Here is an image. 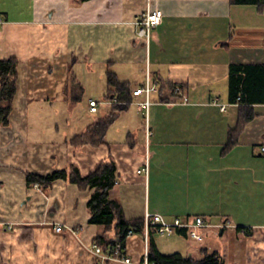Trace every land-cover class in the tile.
<instances>
[{"label": "crops", "instance_id": "obj_1", "mask_svg": "<svg viewBox=\"0 0 264 264\" xmlns=\"http://www.w3.org/2000/svg\"><path fill=\"white\" fill-rule=\"evenodd\" d=\"M155 10L164 18L147 44L136 24ZM0 16V61L18 60L9 125L0 127V264H97L91 248L103 229L89 223L92 191L62 179L40 188L27 178L73 166L85 177L101 162L117 166L111 197L127 219L150 213L210 225L201 242L155 236L161 253L201 260L212 253L208 234L230 232L245 243L228 262L219 253L223 264H264V104L252 106L256 116L224 153L243 108L229 102V68L264 64V12L230 0H0ZM147 68L159 90L165 84L152 96L149 125L135 97L106 143L73 145L117 103L106 98L108 72L134 92ZM167 84L188 90L176 97ZM147 155L146 177L139 171ZM125 252L148 264L145 236L128 238Z\"/></svg>", "mask_w": 264, "mask_h": 264}, {"label": "trees", "instance_id": "obj_2", "mask_svg": "<svg viewBox=\"0 0 264 264\" xmlns=\"http://www.w3.org/2000/svg\"><path fill=\"white\" fill-rule=\"evenodd\" d=\"M86 1V0H82ZM232 6H255L260 13L264 12V0H230ZM18 60L10 58L0 61V127L9 125L12 112V104L17 92ZM155 81L158 79L154 78ZM161 91L165 84L160 81ZM228 96L231 104H239V120L236 127L229 131L228 141L224 153H228L238 145V138L246 125L256 116L252 106L264 104V64H232L229 68ZM108 85L110 93L107 95L109 101L112 95L117 103L112 106L111 112L91 124L86 132L74 137L71 143L75 146L94 145L99 146L106 143V136L110 127L119 117L121 111L133 103L134 96L130 84L121 83L117 75L108 72ZM173 90V96L182 97V94L174 93L176 87H180L182 93L188 90L183 84H167ZM183 98V97H182ZM167 102V99H161ZM67 180L78 185L80 189L92 191L88 202L90 212L89 223L101 226L103 232L98 234L94 243L100 246L104 252H109L119 247L126 250L128 232L132 230L135 235L145 236V218L127 219L122 205L112 199L111 192L118 180L117 166L114 162H101L93 172L83 177L78 168L73 166L70 171H57L48 176L28 175L29 185H37L47 188L56 180ZM186 239L189 238L185 230L179 231ZM157 230L151 228L148 237V264H223L218 252L209 254L204 250L201 260L190 258L182 253L163 254L158 249L155 236ZM117 264V263H108Z\"/></svg>", "mask_w": 264, "mask_h": 264}, {"label": "built area", "instance_id": "obj_3", "mask_svg": "<svg viewBox=\"0 0 264 264\" xmlns=\"http://www.w3.org/2000/svg\"><path fill=\"white\" fill-rule=\"evenodd\" d=\"M164 18V14L161 10L149 11L137 22L138 32L137 36L140 39H144L147 44L150 43L152 30L162 24ZM5 24V20L0 16V29ZM159 92V83L153 80L149 68L146 70V81L142 87L137 88L133 94L136 97H143L142 101L136 103L137 108L143 114L146 125H149V115L150 108L153 104L152 96ZM176 94H183L180 87H176ZM187 98L184 99V102H187ZM88 104L90 107V111L92 113L98 112L99 102L93 98L88 100ZM225 110V108H223ZM150 131L147 128V137L149 138ZM264 152V148H263ZM140 173H144L147 177L149 174V155L146 156V162L144 168L139 171ZM210 225H206L203 218L197 217L193 222L184 221L180 218H176L174 220H168L161 214H150L146 213L145 215V239L148 242L149 231L153 227L157 230V234L162 237H170L176 235L179 231L185 230L190 239L201 242L204 240V237L201 233V229L207 228ZM64 226L59 225L56 228L57 232H62ZM13 229V228H10ZM134 232L130 230L128 232L127 237L130 238L134 236ZM115 248L109 252H104V250L94 244L91 248V252L97 259V264H108V263H121V264H133L132 259L127 256L125 250H119ZM147 264V263H146Z\"/></svg>", "mask_w": 264, "mask_h": 264}, {"label": "rangeland", "instance_id": "obj_4", "mask_svg": "<svg viewBox=\"0 0 264 264\" xmlns=\"http://www.w3.org/2000/svg\"><path fill=\"white\" fill-rule=\"evenodd\" d=\"M133 114H136V111L135 109H133L132 111ZM142 114V113H141ZM137 117L140 119H143L144 117L143 114H142V118L140 117V115L136 114ZM175 238L179 239L182 243L181 244H187V240H184V239H180L179 237H176ZM156 239L159 243H167L170 240V238L168 237H161L159 236L158 234L156 235ZM206 246L210 248L211 252L213 253L214 251H217L218 253H220L222 256H225V258L227 259V262L231 259L232 257V252L231 250H234V249H241L243 248V245L245 243V239L244 238H240L239 240L236 239L234 237V234L230 233V232H227L225 233L222 237L219 236L218 233H211V234H208V236L206 237ZM178 248L180 249H183V245H176ZM176 249V248H175ZM176 251V250H174ZM181 251H184V250H181Z\"/></svg>", "mask_w": 264, "mask_h": 264}]
</instances>
